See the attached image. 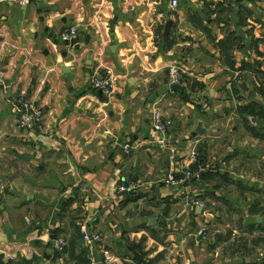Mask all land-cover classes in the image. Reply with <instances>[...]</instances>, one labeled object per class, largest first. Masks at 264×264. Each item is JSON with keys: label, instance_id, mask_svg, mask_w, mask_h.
I'll list each match as a JSON object with an SVG mask.
<instances>
[{"label": "crops", "instance_id": "1", "mask_svg": "<svg viewBox=\"0 0 264 264\" xmlns=\"http://www.w3.org/2000/svg\"><path fill=\"white\" fill-rule=\"evenodd\" d=\"M173 1L0 3V264H104L105 252L114 264H226L217 259L222 228L243 202L255 219L247 229L263 231L264 117L244 122L238 107L257 102L264 110L257 92L264 81L236 83L240 102L236 71L215 44L235 33L244 41L233 53L236 68L263 63L264 0H227L230 11L210 19L205 12L223 0H177L176 9ZM193 14L215 43L192 25ZM72 28L77 37L67 42ZM167 38L176 44L168 48ZM173 68L183 92L172 90ZM97 77L111 80V97L92 87ZM21 97L43 109L39 129L20 128ZM156 110L172 122L167 134L153 129ZM231 122L224 151L219 142L199 151L201 180L176 189L163 183L189 164L199 138L226 136ZM199 126L206 134L194 137ZM121 143L135 147L131 156ZM227 186L234 190L224 195ZM185 193L205 210L185 208ZM84 227L102 241L84 244Z\"/></svg>", "mask_w": 264, "mask_h": 264}, {"label": "built area", "instance_id": "2", "mask_svg": "<svg viewBox=\"0 0 264 264\" xmlns=\"http://www.w3.org/2000/svg\"><path fill=\"white\" fill-rule=\"evenodd\" d=\"M17 3L23 7H26L31 4L32 0H0V3ZM179 3L177 0H174L172 7L174 9L178 8ZM78 30L77 28H72L69 32L65 33L63 39L67 42L73 41L77 37ZM171 85H180L179 70L177 68L171 69ZM92 87L101 92L107 97L113 95V86L112 82L107 77H97L93 78L91 81ZM18 111V123L22 130L27 132H32L36 129H39L45 118L43 109L32 100H28L24 97L18 99L17 104ZM152 126L153 129L160 134H167V132L172 127V122L165 118L161 111H154L152 116ZM197 146H192L191 157L188 160V165L180 169L177 173H169L165 178L163 183L169 188H180L186 186L194 181H199L203 178L204 169L200 165L201 153L197 149ZM121 150L126 156H131L135 147L129 143H121L119 145ZM122 191H126L125 188H121ZM186 194V193H185ZM184 207L189 209L200 208L205 210V203L202 200L191 197L188 193L184 198ZM82 239L84 244L92 246L98 244L102 241V235L98 233H92L88 228L84 227L81 230ZM200 235L207 237L208 231L207 227H202ZM55 250L62 252L66 248V241L64 239H59L55 242ZM104 264H114V257L109 252L104 253ZM138 264H150L149 261H143Z\"/></svg>", "mask_w": 264, "mask_h": 264}, {"label": "rangeland", "instance_id": "3", "mask_svg": "<svg viewBox=\"0 0 264 264\" xmlns=\"http://www.w3.org/2000/svg\"><path fill=\"white\" fill-rule=\"evenodd\" d=\"M230 114V112H229ZM228 114V115H229ZM233 122H231L230 128L228 130V135L221 136L217 135L214 138H206L202 139L199 138L198 140V148L199 151L202 149V146L211 145L213 142H219V147L221 150H225L226 146H224V143L229 141V138L232 136V128H233ZM203 140V141H202ZM189 151V150H187ZM222 151V153H223ZM202 155V151H201ZM204 157V155H203ZM203 162V161H202ZM215 162H220L213 160L212 163L210 162V166L214 164ZM216 163V164H217ZM202 166H206V164L203 163ZM221 167H223V164H220ZM207 171V169H205ZM231 189L229 186H227L225 189H222L224 195L231 194ZM235 205H233L234 207ZM246 210L247 205L245 202L242 203V205H238L237 208L234 207V209H230L227 213V223L226 226L222 228V231L224 233V245L219 248L218 251V257L217 259L220 261L221 257L226 259L228 261L226 264H242L246 260H251L252 262L258 263L264 259V232H261L260 230L254 229V230H248L246 227L247 222H253L255 219H249L246 217ZM216 222V221H215ZM228 225V226H227ZM220 227H217L216 229H212L213 231L219 230ZM263 233V234H262ZM210 235V233H209ZM214 233H211V237L214 238Z\"/></svg>", "mask_w": 264, "mask_h": 264}, {"label": "trees", "instance_id": "4", "mask_svg": "<svg viewBox=\"0 0 264 264\" xmlns=\"http://www.w3.org/2000/svg\"><path fill=\"white\" fill-rule=\"evenodd\" d=\"M228 5L230 6V4H227V0H223V2L217 3L214 10L211 9L210 13L205 12L206 13L205 17L207 19H210L212 15H218V16L224 15V13L230 11V7H227ZM246 19H244V17L241 18L242 25L246 24ZM220 20L221 19H219V21ZM190 22L196 29H199L202 32H204L205 35H207V37H209L215 43L216 39L213 38L212 31L210 30V28L205 26V21L200 15L193 14L190 18ZM157 36L158 38L163 37L162 30L157 32ZM165 41L168 44V48H171L176 44L174 40L170 41L169 38H167ZM243 43L244 41L240 36L236 35L235 33H231L229 34L227 39L220 40L215 44V47L220 51L222 59H224L226 65H228L230 69L236 71L237 76L233 84V93L240 102L242 100H245V97L241 95L242 89L239 86H237L236 83L245 80L247 76L256 77L257 79H260L262 82L264 81V69L259 68V66L264 65V62L263 63L257 62L256 64L245 63L240 68H236L233 53L236 50L241 49ZM256 43H259V40H256ZM258 87H259V91L257 90V92L264 98V84H260V86ZM238 114L244 118L245 120L244 122H248V117L263 118L264 110L262 109L259 103L251 102L246 105L239 106ZM262 232H264V229ZM140 262H143V260L139 261V263ZM242 264H264V259L258 263L252 261L250 262L245 261Z\"/></svg>", "mask_w": 264, "mask_h": 264}, {"label": "water", "instance_id": "5", "mask_svg": "<svg viewBox=\"0 0 264 264\" xmlns=\"http://www.w3.org/2000/svg\"><path fill=\"white\" fill-rule=\"evenodd\" d=\"M236 1H237V2H241V1H243V0H236ZM172 26H173V22H169V23H167V25H166V32H165V35H166V36L169 34V32H170ZM172 90H173V91H182V92H183V91H184V88H182V87L179 86V85H174V86L172 87ZM254 97H255V94H254V93H251L250 100H253ZM205 134H206L205 130H203L202 127L199 126V127L197 128L196 132L193 134V136H194V137H197V136H203V135H205ZM198 212H200V210H198ZM155 223H156L155 221H150V226L153 225V224H155Z\"/></svg>", "mask_w": 264, "mask_h": 264}]
</instances>
